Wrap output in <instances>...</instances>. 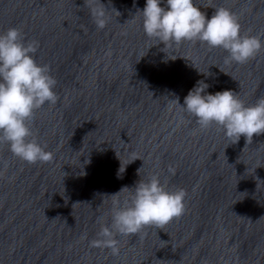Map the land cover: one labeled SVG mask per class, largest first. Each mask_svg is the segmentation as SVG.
<instances>
[{"label": "water", "instance_id": "1", "mask_svg": "<svg viewBox=\"0 0 264 264\" xmlns=\"http://www.w3.org/2000/svg\"><path fill=\"white\" fill-rule=\"evenodd\" d=\"M101 3L110 19L98 30L84 0H0V34L17 27L38 42L58 96L29 121L51 162L29 164L0 144V264H264V134L232 144L171 100L183 105L203 80L210 94L232 90L254 104L264 48L245 64H225V50L200 42L163 48L144 33L146 0ZM194 4L209 19L230 9L241 34L264 43V0ZM156 173L186 191L183 215L117 236L118 256L91 247L99 218L111 222V195Z\"/></svg>", "mask_w": 264, "mask_h": 264}, {"label": "clouds", "instance_id": "2", "mask_svg": "<svg viewBox=\"0 0 264 264\" xmlns=\"http://www.w3.org/2000/svg\"><path fill=\"white\" fill-rule=\"evenodd\" d=\"M84 7L89 9L97 29H104L110 17L101 0H84ZM137 13L142 18L146 37L157 41V45L163 44V48L200 42L209 49L225 50L228 53L225 64H245L264 48L261 35L241 34L239 17L222 6L209 19L194 0H166L163 6L162 0H146L143 10L138 9ZM38 47L37 41L26 40L17 27L0 34V144H6L15 158L29 164L48 163L54 158L51 151L45 150L47 145L42 146L35 139L29 126L37 110L58 100L54 91L57 81L50 74V67L38 64L35 59ZM208 87L203 80L198 81L184 97L183 105L179 98L171 100L192 115L200 129L215 125L232 144L243 136L247 145L254 136L264 134V96L246 105L232 90L210 94L206 91ZM0 162L6 170L7 162ZM168 171L175 174L171 166ZM121 192L129 193L123 202L118 198ZM186 195L183 188L169 190L167 181H162L158 173L140 179L133 188H122L111 195V222L99 218L100 230L90 246L109 249L112 255L118 256L117 236L136 235L146 226L162 229L183 215Z\"/></svg>", "mask_w": 264, "mask_h": 264}]
</instances>
